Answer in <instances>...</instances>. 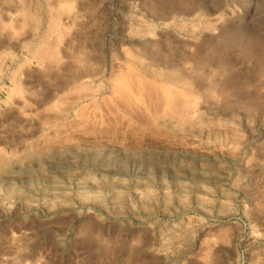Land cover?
Listing matches in <instances>:
<instances>
[{"label": "rangeland", "instance_id": "obj_1", "mask_svg": "<svg viewBox=\"0 0 264 264\" xmlns=\"http://www.w3.org/2000/svg\"><path fill=\"white\" fill-rule=\"evenodd\" d=\"M0 264H264V0H0Z\"/></svg>", "mask_w": 264, "mask_h": 264}, {"label": "bare ground", "instance_id": "obj_2", "mask_svg": "<svg viewBox=\"0 0 264 264\" xmlns=\"http://www.w3.org/2000/svg\"><path fill=\"white\" fill-rule=\"evenodd\" d=\"M57 1V0H56ZM61 1V0H60ZM67 2V1H66ZM65 4V3H64ZM64 9H66V8H64ZM71 9V8H70ZM68 10V9H67ZM53 11V10H52ZM51 11V12H52ZM64 11V10H63ZM50 12V13H51ZM67 12H69V11H67ZM71 13V12H70ZM51 17V16H50ZM68 17H71L70 16V14H69V16ZM53 18V17H52ZM54 19V18H53ZM53 19H52V21H53ZM56 20L54 19V21L53 22H55ZM53 24V26H52V30H54L53 28H54V26L56 25V22H55V24L54 23H52ZM6 26V25H5ZM57 27V26H56ZM61 28V27H60ZM56 30V29H55ZM60 31V30H59ZM62 31V30H61ZM62 32H64V31H62ZM62 34V33H61ZM60 34V35H61ZM59 35V36H60ZM45 43H44V45L40 48V49H38L37 50V52H36V55L38 56V57H41V58H44V57H48V58H51L52 59V61H54V60H58V59H61L60 57L58 58V56H61V55H58V49H57V47L55 46L57 43H53V41H44ZM42 45V44H41ZM59 45V44H58ZM70 46V45H69ZM40 47V46H39ZM58 48H60V45H59V47ZM63 48V47H62ZM59 50H63V49H59ZM69 50V49H68ZM67 51V50H66ZM68 55V54H67ZM83 56V55H82ZM64 57V56H63ZM58 58V59H57ZM37 60V59H36ZM50 60V59H49ZM42 61H43V59H42ZM59 61V60H58ZM57 61V63H59ZM81 61V60H80ZM50 63H51V61H49ZM62 62V61H61ZM60 62V63H61ZM78 62V61H77ZM81 63V62H80ZM84 63V62H83ZM44 64V66H42V67H44L43 68V70L44 69H46L48 66H49V63H48V66H46V64L47 63H43ZM54 64V66H56L57 67V65H60V64H56V62L55 63H53ZM56 64V65H55ZM61 64H63V63H61ZM87 65V64H86ZM45 66H46V68H45ZM52 66V65H51ZM51 66H49V68L51 67ZM64 65H62V67H63ZM40 67V66H39ZM41 67V68H42ZM53 67V66H52ZM87 67V66H86ZM58 68H60V66L58 67ZM51 69V68H50ZM54 68H52L51 70H53ZM56 69V68H55ZM46 70H49V69H46ZM46 70H44V71H46ZM57 70V69H56ZM193 70V69H192ZM50 71V70H49ZM48 71V72H49ZM57 72V71H56ZM46 73V72H45ZM45 73H43L44 75H45ZM47 74V73H46ZM49 74H51L50 72H49ZM43 75V76H44ZM54 75H55V73H54ZM67 75V74H66ZM80 76V75H79ZM47 78V77H46ZM51 78V77H50ZM62 78V77H61ZM81 78V77H80ZM52 79V78H51ZM71 79H74V78H72L71 77ZM179 80H180V77L178 78ZM65 80H67V79H65ZM70 80V79H69ZM56 81V80H55ZM54 82V81H53ZM73 84V83H72ZM65 85V84H64ZM60 88V87H59ZM19 89V88H18ZM17 92V91H16ZM20 93V92H19ZM22 93V92H21ZM165 118V117H164ZM168 120V119H167ZM167 120H165L166 122H168ZM162 120H160L159 122L160 123H164V122H161ZM171 121V120H170ZM158 123V122H157ZM170 124V123H169ZM109 125V124H108ZM174 125H175V123H174ZM180 125V124H179ZM176 126V125H175ZM87 127V126H86ZM164 127H165V125H164ZM167 127V126H166ZM180 127V126H179ZM179 127H178V129H179ZM171 128H173V125L171 126ZM175 128V127H174ZM167 129H169V127L167 128ZM177 128H175V130H176ZM172 130V129H171ZM174 131V130H173ZM177 133V132H176ZM84 136V135H83ZM115 144V143H114ZM122 147V146H121ZM144 168V167H143ZM147 170V169H146ZM140 172V171H139ZM138 172V173H139ZM149 172V171H148ZM148 174V173H147ZM213 174V173H212Z\"/></svg>", "mask_w": 264, "mask_h": 264}]
</instances>
